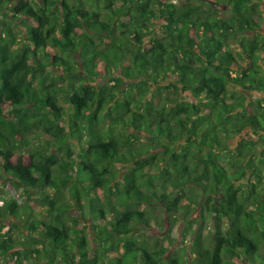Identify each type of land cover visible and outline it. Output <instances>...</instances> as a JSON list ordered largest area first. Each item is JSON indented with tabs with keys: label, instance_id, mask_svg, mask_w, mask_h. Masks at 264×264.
<instances>
[{
	"label": "clouds",
	"instance_id": "1",
	"mask_svg": "<svg viewBox=\"0 0 264 264\" xmlns=\"http://www.w3.org/2000/svg\"><path fill=\"white\" fill-rule=\"evenodd\" d=\"M216 2L228 3L223 21L219 13H210L208 5L201 0H151L148 5L153 13L151 18L136 11L144 0H127L120 5L121 11L132 8L136 23L124 30L123 42H118L113 55L119 57L135 53L141 45L135 44L131 36L141 31V23L150 26L161 15L166 17L171 14L175 23L168 27V52H161L159 57H143V66L134 68L130 75L125 74L123 61L106 63L102 73H97L88 63L83 78L75 76L79 69L65 52L63 55L73 78H65L62 84L57 85L55 94L63 106L62 114L53 118L50 109L34 103L33 108L27 110L31 120L17 116L3 121L0 125V179L6 178L9 183L17 179L14 172L5 168L7 153L14 154L13 160L21 153H35L32 176L36 184L29 186V193H39L44 198L43 203L50 200L53 207H40L39 213L33 216L30 215L32 205H21L17 213L20 224L14 228L8 224L0 229V264H49L50 259L51 264H56L60 257L52 259V253L57 247L73 251L75 239L70 238L67 245H53L43 235L45 229L39 224L62 227L68 219L64 209L71 206L81 192L84 194L81 215L95 219L102 211L105 216L104 220H97L98 235L89 243L100 244L98 251L111 245V257H118L117 249H122L125 244L133 251H148L150 254L159 251V244L148 235V228L153 226V222L159 224L164 209L148 210L146 205L163 200L168 208L176 212L174 222L184 224L182 232L186 239L180 247V255L188 254L187 264H199L193 259V254H202L210 249V237L216 232L211 217L227 213L225 233L231 231L226 225L232 213L225 206L215 211L209 209L199 221L187 220L191 209L201 200L203 190L224 191L234 185L232 191L236 192V200L233 207L243 206L246 212L250 202L264 198V98L260 96L264 94V37L260 38L261 46L255 55L249 51L247 42L240 46L234 43L244 39L243 20H254L260 25L264 20V10L258 8L249 12L250 4L256 0ZM233 5L238 11H233ZM0 7L10 10L11 4L0 0ZM52 7L55 8V4ZM96 7L99 9L100 5ZM205 23L213 27L215 39L224 47L210 58L205 55L184 56L183 39L193 34L190 29L199 31L201 42L210 39L204 35ZM54 26L56 20L49 16L47 27ZM178 32L184 34L179 42L176 40ZM92 38L95 39L94 36ZM28 43L23 31H18L13 39L0 27V46H7L9 59L19 57ZM96 43L99 44V41ZM177 43L181 52L179 72L170 59L176 54ZM226 52H230V59H226ZM28 63L32 68L36 67L31 59ZM109 68L111 71H108ZM117 68L121 69L118 75L115 74ZM97 74L102 79L113 81L135 77L136 86L120 89L115 94L112 88L102 87L99 91L93 88L92 93L87 94L89 99L84 110L79 112L75 105L67 101L74 92H79L81 85L87 88L94 83ZM38 75L43 78V73ZM164 75L175 81L174 86L161 84ZM215 80H220L227 95L217 89ZM202 81L205 83L202 84ZM33 89L38 94L41 91L36 84H33ZM193 89L197 94H193ZM240 89L250 90L251 96L242 94ZM125 99L129 101L130 109L121 106ZM24 103L33 101L26 96ZM178 107L180 111H177ZM96 113L98 115H94ZM90 116L93 118L89 119ZM9 123L13 125L11 129L4 126ZM58 125L63 126L60 131H57ZM132 127L139 129L146 138L143 142L140 137L130 135L128 129ZM45 128H49L47 133L43 131ZM245 128L248 129L247 135L244 134ZM53 134L67 139L69 143L75 141L81 151L91 145L93 155L89 157L77 152L75 156H66L63 152H56L53 153L56 163L46 165L48 148L57 147ZM237 137V144L230 147L228 141ZM45 140L53 142L46 144ZM162 146L167 151L161 152L154 161L149 160L152 150ZM109 148L111 152L107 151ZM173 153L177 154L175 161L170 159ZM81 163L89 165L86 171L80 170ZM45 168L53 178L52 185L48 187L40 183L41 171ZM121 169L124 175H121ZM129 182L131 188L125 194V186ZM8 205V196L0 198V221H7ZM140 209L145 215L137 219L135 212ZM126 211L133 215L126 223H118ZM247 215L249 220L244 222V227L248 231L245 234L254 240L256 250L235 256L232 264H264V210L257 208ZM29 224H36V231L20 236V230L27 231ZM9 237L13 243H9ZM37 240L43 243H35ZM43 244H47V248ZM10 247L19 252L32 251V255L27 259L23 255L18 259L8 256L6 253ZM36 248L41 249L40 255L34 250ZM236 251L243 252V249ZM153 260L158 261L159 256L153 255ZM141 264L146 262L141 261Z\"/></svg>",
	"mask_w": 264,
	"mask_h": 264
},
{
	"label": "trees",
	"instance_id": "2",
	"mask_svg": "<svg viewBox=\"0 0 264 264\" xmlns=\"http://www.w3.org/2000/svg\"><path fill=\"white\" fill-rule=\"evenodd\" d=\"M7 2L11 3V9H7V13L0 15V17L3 18L0 19V27H3L13 39L18 31H23L24 37L28 39L29 43L25 51L15 59H9V50L6 45L0 46V117L3 118L0 119V125H3V121L10 117L23 116L31 120L32 117L28 115L27 110L33 108L34 103L42 108L50 109L53 118H55L57 114H62L63 106L59 102V97L55 94L57 85L62 84L65 78H73V74L69 72L67 68V59L63 55L65 52L68 53V57L75 62L77 69H79V71L75 73V76L83 78L85 71L88 69V63L93 65L97 73H102L105 70L106 63H121L123 61L125 74L130 75L134 68L143 66V57H159L161 52L166 53L170 50V46L166 41L170 35L168 27L175 23L171 14L166 17L161 15L153 20L150 26L141 23V31L131 36L135 44L141 45V48H138L135 53L120 55L119 57L113 55L117 50L118 42H123V38L126 34L124 30L129 28L131 24L136 23V17L132 14V8L121 11L120 5L127 3V0H7ZM157 2H159V0H157ZM201 2L208 5L210 13L221 14L220 11L215 9L214 5L218 6L225 4L228 7V3H217L216 0H201ZM230 2L231 0H229V3ZM237 2L242 3L244 0H237ZM260 2L261 0H256L254 4H250L248 9L249 12L257 11V9L260 8ZM150 3L151 0H144V3L140 4L136 8V11H139L142 16L146 18H151L153 13L148 7ZM53 4H55V8L52 7ZM97 5H100L99 9H97ZM1 9H3V7H0V10ZM233 11H238L236 5H233ZM49 16H53L56 20V26L47 27ZM224 19L225 16H221V20L223 21ZM157 20L161 23L159 27L154 30L160 32V34L158 37L150 38L146 45L144 44V37L150 33V28H155L154 23ZM262 21L264 23V20ZM243 23L242 37L244 39L237 40L238 44L240 46L247 42L249 44V51L255 55L261 46L260 38L264 37V33L259 32L255 34L253 38H250L245 32L251 30L255 31L261 25H257L254 20L251 22L243 20ZM107 27H110V29H107ZM221 27H223V25H221ZM189 31L193 32V34L189 35L186 39H183V33L178 32L176 34L177 42L183 39L185 45V50L183 52L184 56L198 57L200 55H205L210 58L224 47V45L220 44L219 41L215 39L214 29L207 23H205L204 26V35L210 37L209 40L201 42L199 40V31L191 29ZM102 35L110 39V42L107 43L104 48L96 43L97 39L92 38L94 36L98 39H102ZM125 53H127V50H125ZM180 56L179 43H177L176 54L170 57L172 63L177 65L175 69L177 72L180 71ZM225 57L226 59H230V52H226ZM106 58L110 59L106 60ZM29 59L35 62V68L29 65ZM185 67H187V65H185ZM108 71H111V69L109 68ZM120 71L121 69L117 68L115 74L118 75ZM38 73H43V78L39 76ZM99 76V82L92 83L87 88L81 85L79 92H74L67 103L75 105L77 110L82 112L89 99L87 94L92 93L93 88H96L97 91L102 87L112 88L114 90L113 94L123 88V81L102 79L101 75ZM166 79L171 78L169 75H164V80ZM125 81H128V87L136 86L135 77H131L130 80ZM109 82L113 83L112 86L109 85ZM169 83L174 86L175 81L172 80ZM204 83L205 82L202 81V84ZM33 84H36L41 90L39 94L33 89ZM215 85L220 92H225L227 95L225 87L220 80H215ZM192 91L193 94H197L196 89ZM26 96L29 97L33 103H24V98ZM260 96L264 98V94H260ZM117 106L120 105L118 104ZM121 106L125 109H127V107L130 109L131 107L127 99L123 101ZM180 110L181 108L178 107L177 111ZM94 115H98V113ZM92 118V116L89 117V119ZM4 126L9 129L13 127L11 123ZM62 127L63 126L58 125L57 131H60ZM43 131L47 133L49 128H45ZM128 131L130 135L134 134L136 137H140L141 142L146 139L142 136L139 129L135 127L129 128ZM12 134L15 135L14 132ZM53 137L57 147L48 148V156L45 160L46 165L49 162L51 164L56 163V160L53 158V153L56 152H63L66 156H75L77 152L89 157L93 155V148L91 145L81 151V149L77 147L75 141L69 143L67 139L55 134H53ZM52 142V140H45L46 144ZM107 151L111 152V148ZM158 151V154H160L161 152H166L167 149L163 146L154 148L149 156V160L154 161L158 157ZM13 155L14 154L11 152L5 155V168L8 171L14 172L17 179L13 180L11 183H9L6 178H4V180L15 189H21L24 193H28L29 186H34L36 184V180L32 176L35 153L27 154L26 162L17 164L12 162ZM176 158V153H173L170 157L173 161H175ZM144 162L147 163L148 161ZM137 166H139V164ZM88 167V164L81 163L80 170L86 171ZM121 175H124L123 169H121ZM128 175L130 177L131 173ZM125 179H128V177H125ZM40 183L46 187L51 186L53 183L52 174L47 168L41 171ZM234 187V185H230L227 190L221 191L217 189L214 192L203 190L201 200L196 203V206L202 208V213H207L209 209L215 211L221 206L227 207L232 213V215L227 218L228 229L231 230L229 235L222 234L224 233L223 221H225V215H227V213L211 217L216 232L210 237L212 243L209 250L202 254H193L196 256L193 259L198 260L199 264H229L230 262L228 259L234 258L237 255L253 253L256 250V243L254 240L249 239L245 234L248 229L244 227V222L249 220L247 213L254 212L250 209L251 207L254 208V210H257V208L264 210V198H261L259 201L250 202V208L247 207L246 212L243 206L233 207L236 200V192L232 191ZM130 188L131 182L125 186V194H127ZM252 191H254V189H252ZM37 194L38 197L36 201L40 207L48 209L53 207L52 201L49 200L43 203L44 198L41 197L39 193ZM74 195L76 194L74 193ZM83 198L84 194L81 192L78 198L72 201L71 206L64 209V215L68 219L63 223L62 227H47L42 222L39 224V227L45 229L43 235L47 237L53 245H67L70 238L75 239L73 251L68 252L66 247H57L52 253V259L60 257V259L56 260V264H61V260L63 264H141V261L146 262V264L187 263V258L182 257L180 254L170 255L165 259L164 255L166 250L163 246L159 247L158 252L150 254L148 251H133L128 244H125L122 249H117L119 253L118 257L110 256L112 251L111 245L98 251V249H101V245L89 242L96 239L98 235L97 220H104L105 216L101 211L97 213L95 219L86 215H84L83 218L81 215V209L84 208V204L82 203ZM157 202H160L165 213L172 217L176 214V212L165 205L163 200L156 201V203ZM153 205L152 203H148L146 209L151 208ZM8 209L7 221H0V229L6 227L8 224L13 228L20 224V220L17 219V213L21 209L14 200H9ZM70 210H75L77 213L71 214ZM132 215V212L126 211L122 214L121 221H118V223H126ZM135 215L137 219H139L145 215V212L140 209L135 212ZM189 216L190 214L187 215V220ZM84 219H90V227L88 224L82 223ZM238 221L240 222L239 227H237ZM169 223L171 227L173 223L171 218H169ZM36 228V224H29L27 231L24 229L20 230V236H27L29 232L36 231ZM88 229H91V236L87 232ZM9 231H11V228ZM23 231H26L27 234L25 235ZM80 232H82L83 235H79ZM34 242L38 244L43 243L39 240ZM9 243H13L11 237H9ZM43 247L47 248V244H43ZM241 248L243 252L236 251ZM34 250L37 255L41 254L40 248ZM6 254L17 259L23 255L27 259L31 257L32 251H27L26 253L19 252L10 247ZM153 255L159 256V260H153ZM49 264H51V259L49 260Z\"/></svg>",
	"mask_w": 264,
	"mask_h": 264
},
{
	"label": "rangeland",
	"instance_id": "3",
	"mask_svg": "<svg viewBox=\"0 0 264 264\" xmlns=\"http://www.w3.org/2000/svg\"><path fill=\"white\" fill-rule=\"evenodd\" d=\"M11 4V3H10ZM260 5V10H264V0H261V2L259 3ZM215 9L220 11V15L221 16H225V14L228 12V7L224 4V5H218V6H215ZM7 13V9L3 8L0 10V15L2 14H5ZM160 21H155V28H150L149 29V34L146 35L144 37V44H148V40L150 38H155V37H158L160 32L154 30L156 28L159 27L160 25ZM261 26L256 29L255 31H247L245 32V34L247 36H249L250 38H253L255 36V34L257 33H264V23L263 21H261ZM107 29H110V27H107ZM151 33H155V35H152ZM95 39H97V41H99V46L104 48L105 45L107 43L110 42V39L106 38L104 35H102V39H98L97 37H95ZM96 41V42H97ZM237 46H239L238 44V41H235L234 42ZM100 81V76L99 75H96L95 76V81L94 83L96 82H99ZM56 82V81H54ZM171 82V79H166V80H163L161 81V84L166 86L168 85V83ZM112 82H109V85L112 86ZM123 88H128V81H123ZM155 87V85H153ZM122 88V89H123ZM240 91L242 92V94L246 95V96H251V91L249 90H244V89H240ZM183 95V94H182ZM248 133V129H245L244 130V134L247 135ZM239 140V137L235 138V139H230L228 141V145L231 147L233 145H236L237 144V141ZM159 153V151L157 152V154ZM159 156V154H158ZM27 160V154H23L21 153L20 155H16L15 156V160L12 159V162L13 163H20V162H23L25 163ZM0 185H4V187H0V198H2L3 196H8L9 197V200H14L16 202V204L19 206V208L21 209V205L23 204H30L32 205L31 207V211H30V214L31 215H37L39 213V210H40V206L38 205L37 203V197H38V194L37 193H24L21 189H15L11 184L9 183H6V181L4 179H0ZM249 204H248V206ZM156 208H162V205L160 204V202H157L155 203L151 208H148V210H155ZM252 211H256L254 210V208H250ZM143 210V209H142ZM70 213L71 214H76L77 212L75 210H70ZM177 214L173 215V217L165 212H163V215L160 219V222L158 225H155L154 222H153V226H150L148 228V235L150 237H152L153 239H156L157 240V243L159 244V247L160 246H163L166 250V253L164 255V258L167 259L170 255H179L180 254V247L181 245L183 244L184 242V239H186V237L183 235V232H182V229L184 228V224L183 223H176L174 222V218L176 217ZM206 215L205 212L202 213V208L198 207L195 205L194 208L191 209V214L189 216V222H196V221H199L201 220L202 217H204ZM77 216V215H76ZM79 216V215H78ZM84 218V216H83ZM169 218H171V220H173V223L171 224L172 226L170 227V223H169ZM90 219H84L82 221L83 224H88V226L90 227V224L91 222L89 221ZM212 221V220H211ZM212 226L214 228V224L212 222ZM227 229H228V223H227ZM197 227L199 228L200 226L197 225ZM223 230H224V233H225V221H223ZM88 234L91 236V229H88ZM23 233L26 235L27 232L26 231H23ZM227 235H229V232L225 233ZM160 237H163L164 239L163 240H159L157 238H160ZM174 237V239H172ZM167 245V246H166ZM187 253L184 254L183 257H186L187 258ZM196 257L195 255H193V258ZM185 258V259H186ZM235 258V257H234ZM234 258H230L228 259V261L230 262L229 264H232V261L234 260ZM195 260V259H194ZM187 262V261H186ZM187 264V263H186ZM242 264V262H241Z\"/></svg>",
	"mask_w": 264,
	"mask_h": 264
}]
</instances>
